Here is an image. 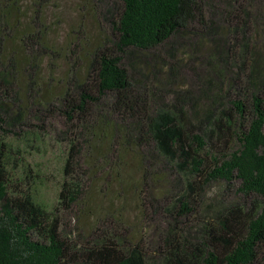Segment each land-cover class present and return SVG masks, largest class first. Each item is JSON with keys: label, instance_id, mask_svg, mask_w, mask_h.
<instances>
[{"label": "trees", "instance_id": "1", "mask_svg": "<svg viewBox=\"0 0 264 264\" xmlns=\"http://www.w3.org/2000/svg\"><path fill=\"white\" fill-rule=\"evenodd\" d=\"M119 2L92 1L111 33L91 43L80 25L57 46L38 11L25 24V0H0V126L34 108L58 117L59 206L88 205V182L99 196L120 183L142 227L110 212L70 241L59 209L11 176L3 140L0 264H264V0ZM219 181L238 182L240 199L209 198ZM159 203L165 216L150 217Z\"/></svg>", "mask_w": 264, "mask_h": 264}, {"label": "rangeland", "instance_id": "2", "mask_svg": "<svg viewBox=\"0 0 264 264\" xmlns=\"http://www.w3.org/2000/svg\"><path fill=\"white\" fill-rule=\"evenodd\" d=\"M35 1L25 0V24H28L30 17L34 16L35 11H38V19H43L48 24L46 34L49 33L48 40L52 44L65 45L66 39L68 42L70 41L68 35L73 30H78L80 25L90 38L91 43L98 40L102 31L106 34L111 33L112 29L108 21L93 11V0H41L42 5L40 6L35 5ZM114 1L119 8L121 6L120 0ZM98 2L99 0H95V3ZM258 17L251 19L253 25H255ZM180 56L178 54V58L173 63L178 64ZM49 59V56L46 55L42 67L49 68ZM180 67L184 76L189 73L186 65L182 64ZM129 68L131 73L136 74L134 66L129 65ZM67 69V63L63 61H60L56 67V71L61 75ZM211 73L215 74L214 72ZM195 79L196 77L190 80L191 85H194ZM189 88L188 83L187 90ZM191 88L196 92L195 86H191ZM187 90L183 93L186 94ZM204 104L205 102L201 101V105L204 106ZM184 110L190 115L193 111L191 103H186ZM0 114L6 119H10V116L5 112L0 111ZM28 118L23 122L8 123L2 121L0 143L3 140L8 143L4 149L5 163L14 180L15 178H23L25 186L32 184L34 198L47 211H54L56 207L59 209L60 217L63 220L62 232L65 237H68L72 242H79L83 237L92 234L90 231L95 218H97V223H100L101 219L110 218L112 212L124 214L131 230L137 231L142 227L141 214L136 209L134 196L131 192H122L118 185L120 183L110 186L109 190L104 188L99 196L94 192L99 191V188L93 190L91 182H88L85 186L87 193H91L88 195L90 197L87 200L88 205L76 206L74 210H66L60 207L59 192L63 180L65 158L62 156L64 146L62 142H57V135L63 128L62 122L58 117L49 113L44 116L37 108L31 110ZM83 165L86 166L87 163ZM83 168L85 169V167ZM26 177L29 180L28 183ZM238 186V182L231 187H227V183L224 181L215 182L209 188L208 196L209 198H216V196L218 198L219 195L228 202H234L240 199V194L237 191ZM259 200L260 203L263 202L264 206V198H259ZM155 208L159 209L157 213L153 211ZM161 208H163L162 204L159 203L157 207L147 206V211L152 218H163L165 214ZM78 210L86 214L82 216L81 211ZM107 212L109 215L104 216ZM113 220L116 221V219Z\"/></svg>", "mask_w": 264, "mask_h": 264}]
</instances>
